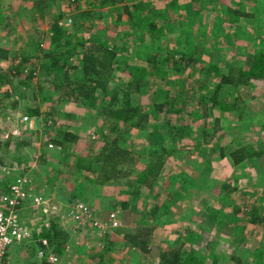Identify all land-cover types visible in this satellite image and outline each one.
Here are the masks:
<instances>
[{"label": "rangeland", "instance_id": "374dc122", "mask_svg": "<svg viewBox=\"0 0 264 264\" xmlns=\"http://www.w3.org/2000/svg\"><path fill=\"white\" fill-rule=\"evenodd\" d=\"M0 1L5 18L3 22L0 19V45L10 50L7 58L0 59V70L12 80L0 82V162L32 169L34 182L44 186L49 204L55 206L48 213H42L41 205L24 209L26 227L32 233H40L51 221L72 231L74 243L70 241L71 245L60 254V264H160V252L173 246L197 250L207 264H264L255 252L256 247H264V77H254L249 84L231 82L226 87L229 101H235L234 108L216 105L207 118L195 115L198 109L203 110L199 102L201 86L205 90L210 85L203 65L218 63L222 70L248 68L254 55L264 52V0H246L244 9L251 12L248 15L243 13L245 0H233L228 4L242 10L232 17L225 2L214 0L208 9H203L206 15L199 27L188 21L182 7L189 0H150L144 8L164 25L159 38L140 33L131 21H125L126 14L116 21L117 11L123 6L119 0H82L79 7L70 5L69 0H57L51 7L46 0ZM87 9L94 11L93 16L83 13ZM59 12L63 13L60 24L67 34L84 35L94 42L103 33L111 47L120 48L122 71L116 73L120 79L131 77L130 71L146 61L152 48L160 46L163 52L169 49L179 61L181 53L176 47L183 50L187 36L193 35L196 41L192 48L195 61L189 65L183 61L178 70L174 59L165 65L168 76L176 82L170 84L149 74L145 77L149 84L144 87V82L142 90L134 93V100L150 116L146 128L134 126L129 130L130 145L147 153L166 148L160 179L153 189L144 188L138 198L129 192L128 185L118 181L97 186L87 178L91 172H76L73 157H67L68 151L77 154L89 147L98 149L101 132L110 127L111 118L83 100H43L37 89L38 78L30 79V85L20 82L25 76L17 73L22 54L42 55L49 49L47 32ZM81 21L84 27L78 30ZM90 21L93 25H89ZM37 58L41 61L34 56L24 62L26 72L38 66ZM73 61L76 63L78 58ZM213 73L217 74L215 70ZM159 87L170 89L172 94L179 92L184 99L188 97L186 108L193 111V116L169 112L166 107L156 115L154 104L160 101L156 90ZM46 93L50 94L48 89ZM37 107L39 112H32ZM23 115H29L31 121H24ZM167 118L171 124L189 123L186 133L174 136L163 125ZM205 118L207 132L203 134L200 127ZM62 131L77 133L78 140L57 144L52 139ZM50 142L61 147H51ZM243 146L254 147L259 154L236 161L232 150ZM174 193L177 200L168 205V211H154L156 203L165 207ZM67 201H83L89 212L82 214L81 220H67ZM126 201L129 203L125 207ZM117 209L121 224L110 225V212ZM254 209L257 218L252 213ZM140 227L151 230L147 250L126 243L124 231ZM32 236L10 250L12 264L40 260L37 252L34 254L39 239Z\"/></svg>", "mask_w": 264, "mask_h": 264}, {"label": "trees", "instance_id": "16d2710c", "mask_svg": "<svg viewBox=\"0 0 264 264\" xmlns=\"http://www.w3.org/2000/svg\"><path fill=\"white\" fill-rule=\"evenodd\" d=\"M69 1L70 5L77 7L82 2V0ZM119 1L123 2V6L117 11L116 21L121 20L123 15L126 14L125 21H131L130 23L134 27L141 30L140 33L145 32V34H149L150 38L161 36L164 25L159 22L160 20L156 16L150 14L149 9L144 8V5H149L150 0H134L133 3L128 2V0ZM145 1H147L146 4ZM170 1L176 3L175 0ZM213 1L189 0L183 4L182 7L188 14V21L199 27L200 21H203V17L206 15L203 9L209 7ZM52 4H57V0H46L47 6L51 7ZM235 10L239 9L235 8ZM93 12L92 9H87L83 13L93 16ZM234 13L240 14L239 11H234ZM62 16L63 13L59 12L49 25L48 30L50 31L47 32L51 45L49 49L43 51L42 55L36 52L31 54L24 52L22 54L17 73H25V76L20 82L30 85V79L38 78L37 89L43 95V100H83L87 104L96 106L99 113L111 118L110 127L101 132L102 143L98 149L89 147L80 153L76 152L77 154L68 151L67 157H73L76 172H91L92 175L87 174V178L97 186L104 185L109 181H118L128 185L130 187L129 192L138 198L144 188L153 189L157 180L160 179L165 163L166 148L163 147L162 151L155 149L147 153L145 149L138 150L130 145L129 130L134 126L138 129L146 128L150 116L149 111L141 108L139 102L134 100V93L142 90L144 82V87L149 84L145 81V77L149 74L159 76L170 84L176 82L175 78L168 76L169 70L165 68V65H170L168 63L173 62L174 59V63H176L174 68L178 70L183 67V61H187L185 63L187 65L190 64V61H195L197 57H193L194 51L192 48L196 41L192 38L193 35L191 37L187 36L184 39L185 48L182 50V47H176L181 53L179 61H177L178 55L172 53L171 50L163 49V52L160 46H156L147 52L146 61L143 64H137L134 70L130 71L129 75L131 77L125 79L121 77L120 79V76L116 74L117 71H122L119 59L120 48L111 47L109 40L103 36V33H99L98 40L94 42H89L84 35L67 34L68 30L60 24ZM0 19L2 22L5 20L1 9ZM89 25H93V21H90ZM77 26L78 30L83 29L84 22L81 21ZM39 42H42V40H39ZM172 50L176 51L175 47ZM151 51L156 52L151 53ZM9 52V48L0 45V59L7 58ZM34 56H39L41 61L37 58L39 60L38 66L29 67L27 68L28 72H26L24 62ZM74 58H78L76 63L73 61ZM203 67L204 72L210 76V85L205 90L201 86L202 93H200L199 102L202 103L203 110L198 109L195 115L207 118L208 114H212L211 112L216 105L221 109L234 108L235 101L231 104L228 99L229 94L226 91V87L231 82L249 84L254 77H264V52L256 53L248 68L239 66L222 70L221 65L218 63H209L208 66L203 65ZM213 70L216 71V75H214ZM211 74L214 76L213 79ZM217 76L219 79H215V77L218 78ZM5 81L11 83V77L0 70V82ZM174 84L176 85V83ZM46 89L49 90L50 94L46 93ZM156 90L159 92L160 97L158 99L160 101L154 104L156 115L165 107V110L169 112H188L189 114L193 112L192 110L188 111L186 108L189 102L187 101L189 100L188 97L184 99L179 95V92L172 94L170 89L163 87L156 88ZM32 112L37 113L39 109H32ZM190 115L193 116V114ZM206 118L200 127L203 134L207 132ZM216 119L219 121L218 118ZM166 121L163 125L168 127L169 132H174V136L185 134L189 128V123L171 124L169 118ZM78 137L77 133L73 131H62L57 138L52 140L63 145L65 141H77ZM255 153L259 154V151L251 146H243L232 150L236 161ZM140 163L141 167L139 166ZM72 199L73 197H71ZM175 200L177 198L174 193L171 201H166L167 205L165 207L160 203H156L154 211L158 209L160 214L168 211V205ZM128 203L126 201L124 206H128ZM252 213L257 218V210L254 209ZM34 235L35 238L39 239L34 254H36L38 247L43 248L45 251L46 259H44L43 264L48 262L47 259L50 253L61 254L69 247V244L71 245V242L74 243L72 231L68 232L54 221H51L46 229ZM124 236L128 245L136 248L140 247L144 250L149 248L151 237L149 228L140 227L135 230L128 228L124 231ZM43 237L47 238L48 244L42 242ZM24 240H28V238ZM255 252L264 259V247H256ZM160 253V264H207L202 253H198L195 249L182 250L180 247L173 246L162 250Z\"/></svg>", "mask_w": 264, "mask_h": 264}, {"label": "built area", "instance_id": "2783aa9c", "mask_svg": "<svg viewBox=\"0 0 264 264\" xmlns=\"http://www.w3.org/2000/svg\"><path fill=\"white\" fill-rule=\"evenodd\" d=\"M24 121H31L29 115H23ZM51 147H61L54 142H50ZM32 169L20 166L18 163L0 162V264H12V254L10 250L22 244L25 238L30 239L32 233L24 220L23 211L29 205L42 206V213L55 208L50 205V196L46 195L44 186H37L33 178ZM75 202V201H74ZM67 220H81V215L89 212V206L83 201L71 203L67 201ZM110 225L119 226L121 224L120 210L110 212L108 217ZM80 222L77 223L79 225ZM44 244H48L46 237L42 238ZM44 249L38 247V262L21 264H43L45 258ZM59 253H50L47 261L51 264L60 262ZM47 264V263H46ZM60 264V263H59Z\"/></svg>", "mask_w": 264, "mask_h": 264}, {"label": "crops", "instance_id": "0c3cea01", "mask_svg": "<svg viewBox=\"0 0 264 264\" xmlns=\"http://www.w3.org/2000/svg\"><path fill=\"white\" fill-rule=\"evenodd\" d=\"M220 1L223 2V3H224V2L226 3V4H224V5H225V7L229 10V12H230V16H231V17H232L233 14H236V15H237V13H234V11H241V10H242V9H240V10H235L234 8H231V9L229 8V7H231V5H229L228 3L233 2V0H230V1H229V0H226V1H225V0H224V1H223V0H220ZM249 1L256 2V3H259V2H260L259 0H247V2H249ZM215 2H217V0H216ZM178 5H179V4H176V6H178ZM246 5H247V4H246V0H245V1L243 2V13H245L246 15H248L250 11L248 12V11H246V10L244 9V6H246ZM232 7H233V6H232ZM208 8H209V7H207L206 9H208ZM206 9H205V10H206ZM245 11H246L247 13H246ZM203 12H204V11H203ZM208 12H209V10H208ZM205 13H206V12H205ZM250 14H251V12H250ZM211 16H212V15H211ZM209 17H210V16H209Z\"/></svg>", "mask_w": 264, "mask_h": 264}]
</instances>
